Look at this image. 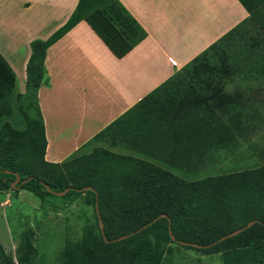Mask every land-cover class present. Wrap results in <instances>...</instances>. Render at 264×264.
<instances>
[{
    "label": "trees",
    "instance_id": "trees-1",
    "mask_svg": "<svg viewBox=\"0 0 264 264\" xmlns=\"http://www.w3.org/2000/svg\"><path fill=\"white\" fill-rule=\"evenodd\" d=\"M237 2L247 13L246 19L174 72L90 141L106 135L113 142L124 144L139 155L156 158L166 167L184 173L201 165L208 152L223 148L235 135H240L244 128L242 111L250 103V99L243 98L238 92L227 94L224 88L236 79L251 80L262 84L255 92L264 96V0ZM80 21L89 27L116 59L125 56L146 37V32L118 0H77L69 18L61 27L45 40L29 42L30 54L24 70L23 99H29L33 104L35 119L31 120L32 133L29 140L33 149L39 150L40 163L45 167L56 168L68 161L73 154L59 164L43 160L45 139L36 99L37 89L48 85L43 59L46 49ZM14 83L12 70L0 55V103ZM176 141L179 148L172 155ZM114 158V163L125 173L132 172L124 182L134 189L140 200L128 199V206L134 208L137 216L131 223L120 226L121 230L113 234H108L103 227L101 202L104 200L103 192L108 190L98 181V177L89 179V172L79 173L76 177L68 176L69 178L61 180L63 184L54 185L0 161V186L10 188L17 175L19 180L11 189L26 190L40 200L67 188L59 196L67 205L80 193L90 194L102 223V236L100 234L98 239L102 248L122 242H135L162 222L165 240L138 244V250L123 264H157L166 243L204 253H214L223 245L234 246L236 243L240 248L255 249L259 255L263 254L264 167L186 181L168 169L141 158ZM66 180H71V183L68 184ZM125 184L119 186L124 187ZM84 188L89 189L85 191ZM242 209H246L245 215L250 217L241 218L239 222L223 219L222 224L225 226L216 228L213 237L198 234L188 238L183 234L185 229L180 224L191 221L193 214L201 215L202 218L208 216L213 220L219 218L221 211L228 210L230 215L235 210ZM214 212L217 214L214 215ZM161 215L165 217H160ZM249 222L251 224L246 227ZM229 224L238 225L231 228ZM236 230L239 231L235 235L227 237ZM226 255L223 256L225 264ZM0 261H4L1 248ZM66 264L80 263L66 254ZM89 264L96 263L93 261Z\"/></svg>",
    "mask_w": 264,
    "mask_h": 264
},
{
    "label": "rangeland",
    "instance_id": "rangeland-1",
    "mask_svg": "<svg viewBox=\"0 0 264 264\" xmlns=\"http://www.w3.org/2000/svg\"><path fill=\"white\" fill-rule=\"evenodd\" d=\"M261 86L262 84L251 80L239 79L225 86V93L232 95L238 92L243 98L250 99V103L242 111L244 128L240 135H235L223 148L204 155L201 165L182 173L166 167L156 158L139 155L124 144L113 142L107 137L90 141L56 168L43 166L39 150L33 149L29 140L32 133L31 120L35 119L33 104L29 99H23L24 93L14 83L0 103V161L54 185L63 184L62 181L68 176L76 177L84 172L90 173L89 179L98 177V181L108 190L103 192L104 200L101 202L103 227L108 234H113L121 230L120 226L131 223L137 216L134 208L128 206V199L140 200L134 189L124 182L132 172L125 173L114 163V157L141 158L168 169L186 181L264 167V96L255 92ZM177 147L179 145L176 141L172 155ZM66 182L70 184L71 180ZM120 184L126 186L121 187ZM221 212L219 218L213 220L208 216L202 218L201 215L193 214L191 221L180 224L181 228L184 226V236L193 238L194 235L203 234L213 237L216 228L225 226L222 224L223 219L239 222L250 217L245 215L246 209L235 210L230 215L228 210ZM229 225L233 228L238 224ZM99 236L90 194L80 193L67 205L54 194L46 195L40 200L26 190L13 191L9 187L0 186V248L4 255V261H0V264H66V254L80 264L93 261L96 264H123L138 250V244L165 240L162 222L135 242H122L109 248L100 247ZM254 250L240 248L235 243L234 246L223 245L214 253H204L166 243L157 264H225L224 254H227V264H264V252L259 255Z\"/></svg>",
    "mask_w": 264,
    "mask_h": 264
},
{
    "label": "crops",
    "instance_id": "crops-1",
    "mask_svg": "<svg viewBox=\"0 0 264 264\" xmlns=\"http://www.w3.org/2000/svg\"><path fill=\"white\" fill-rule=\"evenodd\" d=\"M77 0H0V55L24 91L32 40H45ZM146 37L120 59L80 21L45 52L37 89L45 148L59 164L246 19L237 0H118ZM106 137L104 135L102 138Z\"/></svg>",
    "mask_w": 264,
    "mask_h": 264
},
{
    "label": "water",
    "instance_id": "water-1",
    "mask_svg": "<svg viewBox=\"0 0 264 264\" xmlns=\"http://www.w3.org/2000/svg\"><path fill=\"white\" fill-rule=\"evenodd\" d=\"M18 180H19V177H18L17 175H15V179H14V181L10 184V188H13L14 185L18 182ZM44 187H45V189H46L47 191H50V190L48 189V187H46L45 185H44ZM88 189H89V188H84L85 191L88 190ZM66 191H67V188L64 189V190H63L62 192H60V193H54V195H56V196H61V195H63ZM94 209H95V213H96L97 226H98L99 232H100V234H101V236H102V229H103V228H102V223H101V221H100V219H99V216H98V214H97L96 205H94ZM160 217H165V215H161ZM250 224H251V222L247 223V224H246V227L249 226ZM238 231H239V230H236V231L231 232L230 234L227 235V237H230V236L235 235ZM169 236H170V238L172 239V236H171V235H169ZM222 239H223V238H222Z\"/></svg>",
    "mask_w": 264,
    "mask_h": 264
}]
</instances>
